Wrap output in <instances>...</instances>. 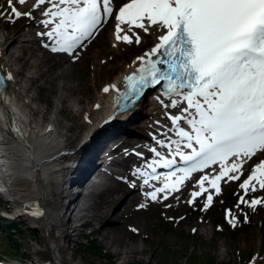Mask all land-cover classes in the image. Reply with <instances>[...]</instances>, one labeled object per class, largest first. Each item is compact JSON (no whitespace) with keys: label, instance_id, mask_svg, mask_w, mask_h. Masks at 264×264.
<instances>
[{"label":"snow or ice","instance_id":"snow-or-ice-1","mask_svg":"<svg viewBox=\"0 0 264 264\" xmlns=\"http://www.w3.org/2000/svg\"><path fill=\"white\" fill-rule=\"evenodd\" d=\"M6 3L0 19L37 21L43 29L35 33L41 45L74 61L113 17L117 43L140 45V32L157 36L154 46L137 55L133 63L139 62L138 67L124 77L126 91L117 90L118 113L135 104L145 89L165 82L157 100L170 122V135L156 139L157 146L149 149L154 159L145 167L136 166L130 177H119L133 189L142 181L139 187L150 201L168 200L194 173L212 168L195 181L199 190L190 191L186 201L195 206L204 198L200 210L205 211L213 202L212 190L220 194L222 180L239 181L244 162L264 156V0H127L118 7L114 0H32L25 11L16 5H26L27 0ZM160 50L164 59L159 58ZM12 79L11 74L0 75V105L9 121L3 97L5 81ZM109 91V86L103 88ZM158 168L169 170L162 180ZM145 187L150 190L143 191ZM239 188L244 194L236 207L264 204V197L248 196L264 190V158L252 165ZM225 215L235 226L238 217L232 210L226 209ZM244 218L248 220L247 214Z\"/></svg>","mask_w":264,"mask_h":264},{"label":"bare ground","instance_id":"bare-ground-1","mask_svg":"<svg viewBox=\"0 0 264 264\" xmlns=\"http://www.w3.org/2000/svg\"><path fill=\"white\" fill-rule=\"evenodd\" d=\"M31 3L32 0H27L26 5L16 6L25 11L30 8ZM34 15L38 16L39 12ZM16 22L18 27L14 31L9 22L0 26V64L6 75L11 74L13 77L12 80H7L8 85L3 97L12 117L10 123L16 122L23 134H20L21 139L10 130L4 105H0V168L5 172L0 175V204L7 207L0 211V222H9L3 232L10 231L11 234L15 220L32 223L40 235V239L35 237V241L45 243V247L32 248L33 246L29 245V254L32 255V258L28 257L30 261L13 260L27 264H75L72 262L74 253L68 252L67 245L71 240L69 229L72 226L68 225L71 221L75 222L71 229L77 231L76 235H82L80 227L93 224V229L87 233L100 236L110 253L120 258L117 264H128L133 255L145 251V248L137 246L133 235H130V224L145 225L146 213L150 210H181L180 208L188 205L186 201L189 196L185 195V190L196 187L195 183L190 185L189 180L179 192L164 202H154L146 198L141 192L139 181L137 188L133 189L127 182L115 177L104 189H90L85 193L70 192L64 184L74 176L70 187L73 189L79 186L81 180L78 176L84 174L86 179L95 168L97 154L108 155L122 150L127 160H133L131 147L139 148L147 154L146 141L158 132L159 127H166L165 123L169 121L165 119V109L161 103L158 100L153 102L145 99L126 115V118H129L131 114L139 113L138 109L143 104L147 111L137 117L135 123L131 121L125 125L129 119H118L121 129L116 132L110 130L111 123H105L95 132L92 131L103 118L111 116L113 96L121 87V79L138 67L139 62L133 63L137 55H143L154 46L158 41L157 36L140 32L142 43H133L131 45L134 46L129 49L141 48V51L127 60H122L119 63L122 68L118 74L109 79L107 76L111 69H104L108 59L103 60L101 56L92 57L86 63L85 67L90 69V75L75 70L84 67L80 60L74 61L70 58L65 62V68L62 64L58 68L54 67L59 60L53 59L54 53L44 48L39 43V37L35 35L36 32L42 31L37 28L38 22L26 18ZM102 84L103 88L109 86L108 93L100 88ZM113 84L116 89H111ZM49 94H52L54 113L47 116ZM66 116H76L79 119L72 125L64 120L63 117ZM76 127L79 130L72 137V131ZM97 131L102 133L101 139L98 147L87 157L86 164L82 167L70 164L69 161L78 158L81 150H87L93 142V137L99 135ZM169 135L164 138L167 139ZM73 141L76 142L75 145L71 144ZM127 160L124 165L129 169L131 164ZM243 169L247 171L248 163L244 162ZM3 186L9 192L8 195L2 190ZM140 204L145 207H138ZM165 204L170 207H165ZM221 242L222 252L228 251L227 239L223 238Z\"/></svg>","mask_w":264,"mask_h":264},{"label":"rangeland","instance_id":"rangeland-1","mask_svg":"<svg viewBox=\"0 0 264 264\" xmlns=\"http://www.w3.org/2000/svg\"><path fill=\"white\" fill-rule=\"evenodd\" d=\"M122 0H114L119 3ZM6 0H0V9H6ZM38 13V11H37ZM7 22L5 19H0V26ZM11 29L16 30L18 23L16 20L9 22ZM114 17L113 19L88 41L82 51L79 53V58L84 67L77 68L76 71L82 70L81 74L90 75L91 71L85 67L92 57L108 59L104 69L110 68V74L107 76L113 79L122 65H119L122 60H127L133 54L140 52L141 48L129 49L134 45L117 44L114 39ZM39 30H43L39 25ZM31 29V28H30ZM39 43L40 38H39ZM100 49V51H97ZM98 53H97V52ZM98 54V55H97ZM53 59L59 60L54 64L58 68L62 64L65 68L68 62V57L65 54H53ZM85 57V59H84ZM84 60V61H83ZM96 61V59H94ZM114 64V65H113ZM87 68V69H86ZM88 73V74H87ZM41 82V81H38ZM35 86L32 87L34 89ZM103 88V84L100 86ZM42 94V93H41ZM53 98L49 94L47 104V116L53 114ZM141 109H146L141 106ZM147 110V109H146ZM68 123H75L79 117L66 116L63 117ZM76 120V121H75ZM37 129V128H35ZM34 130V129H33ZM76 127L72 131V137L78 131ZM75 141L71 144L75 145ZM249 172L244 173L241 179L236 182H224L221 187V192L213 199V204L205 211H201L204 198H200L195 206L185 205L174 212L170 211H153L146 213L145 225L130 224V235L137 242V246L145 248V251L139 252L131 257V262L128 264H208L210 259L216 263L229 264H264V243L262 240L263 229L261 228V220L264 219V204L249 208L247 204H242L236 207L238 199L231 201L229 194L239 196L243 195V190L239 188V183L246 178ZM195 182H190L193 185ZM188 188L185 190V195L189 196L190 191L196 190ZM264 197V190L256 193H249L248 196ZM5 201V200H4ZM7 202V201H5ZM7 208L0 204V211ZM231 209L232 214L238 217L235 226L230 225L226 220L225 210ZM214 210V211H212ZM177 212V213H176ZM244 214H247L248 220L245 221ZM131 215V214H130ZM172 217V219H169ZM1 219V218H0ZM132 219V217L130 218ZM100 220V218H99ZM105 222V221H104ZM9 223L8 221L0 222V262H17L14 259H25L30 261L32 258L29 250L32 248L45 247V243H37L35 237L40 239L39 232L35 230L34 225L28 221H14L12 224L13 231L11 234L3 232V228ZM93 223H99L93 221ZM70 227L71 240L67 242L69 246L68 252H73V263L75 264H117L120 261L119 257L113 256L110 250L107 249L98 234H88L87 232L93 229V224H86L80 227L82 235H76L74 227L75 222H68ZM142 225V226H141ZM137 229L133 232L131 229ZM195 229V231H193ZM87 237L96 240V244L100 246L101 253L92 248H85L80 242L88 243ZM226 238L229 249L222 252V239ZM126 239V238H125ZM127 240V239H126ZM12 258V259H11ZM39 258V257H38ZM149 259V261H147Z\"/></svg>","mask_w":264,"mask_h":264},{"label":"trees","instance_id":"trees-1","mask_svg":"<svg viewBox=\"0 0 264 264\" xmlns=\"http://www.w3.org/2000/svg\"><path fill=\"white\" fill-rule=\"evenodd\" d=\"M261 225H262V229H263V233H262V240L264 243V219L261 220ZM86 241L88 243H84V242H80V244H82L85 248L89 249L92 248L93 250L97 251L98 253H101V249L100 246L96 244V241L92 238L87 237ZM192 264H195L194 262H192ZM208 264H229V263H215L214 260L210 259V262Z\"/></svg>","mask_w":264,"mask_h":264}]
</instances>
